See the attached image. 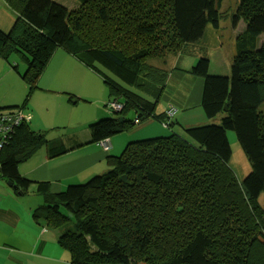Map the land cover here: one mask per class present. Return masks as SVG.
Segmentation results:
<instances>
[{
    "label": "trees",
    "instance_id": "obj_1",
    "mask_svg": "<svg viewBox=\"0 0 264 264\" xmlns=\"http://www.w3.org/2000/svg\"><path fill=\"white\" fill-rule=\"evenodd\" d=\"M3 1L17 16L8 31L0 28V58L14 70L11 57L21 58L28 93L0 112L26 110L58 48L98 74L110 102L123 105L91 124L86 142L16 127L0 149V172L18 195L34 184L19 166L42 148L52 159L150 119L173 128L156 107L169 75L182 70L181 50L200 43L208 25L218 30L230 18L221 12L224 0L209 10L206 0H75L77 12L55 0ZM241 23L228 77L210 75L204 57L185 70L203 81L201 105L211 124L129 143L108 157L106 172L63 192L34 184L43 205L33 217L58 231L71 264H264V0H238L232 26ZM228 132L251 168L242 182L230 165Z\"/></svg>",
    "mask_w": 264,
    "mask_h": 264
},
{
    "label": "crops",
    "instance_id": "obj_2",
    "mask_svg": "<svg viewBox=\"0 0 264 264\" xmlns=\"http://www.w3.org/2000/svg\"><path fill=\"white\" fill-rule=\"evenodd\" d=\"M58 3L68 8L64 2ZM16 16V13L0 0V28L8 31ZM242 28L243 23L236 29L233 28L236 32L235 38ZM10 62L16 65L17 70L0 58V80H5L0 87V109L19 106L24 101L19 103V100L28 93V85L21 83L26 65L16 56H12ZM181 69L169 75L161 98L166 101L167 107L161 113L169 111L172 107L178 113L180 109L201 107L203 81L187 74L185 70L189 68ZM170 86L175 91L167 97L166 90ZM37 87V93H34L26 108V112L31 116L29 125L34 131L48 133L49 130H45L47 127L56 126L57 130L50 132L61 134L60 126L65 125L67 121L69 125L77 122L79 127H90L99 119L109 117L107 110L111 100L109 94L107 97L108 89L106 90L107 86H104L102 78L62 48H58L51 57L37 81ZM66 92L71 93L72 97L63 95ZM55 95L57 97H51ZM206 120V116L200 113L199 121L194 124L183 114L182 118H176L174 121L182 127H190L210 123ZM150 123L148 122V125ZM148 128L147 135L158 136L157 124H150ZM72 135L86 142L90 129L87 134H71L67 137ZM125 138L127 137L119 136L109 139L110 151L105 150L101 143H88L52 159L48 158L45 148H42L32 159L19 166V173L34 184L49 183L52 193H60L69 185L84 183L93 176L106 172L110 168L107 164L108 157L117 155L116 153L123 149ZM8 183L0 172V264H71L70 254L57 243L58 231L54 230L53 234L48 230L51 228L43 227L45 224L39 223V220H32L34 210L43 205L42 197L35 192V185H32L26 195H18ZM30 193L35 194L32 195L34 199L26 201ZM25 216H28L26 221Z\"/></svg>",
    "mask_w": 264,
    "mask_h": 264
},
{
    "label": "rangeland",
    "instance_id": "obj_3",
    "mask_svg": "<svg viewBox=\"0 0 264 264\" xmlns=\"http://www.w3.org/2000/svg\"><path fill=\"white\" fill-rule=\"evenodd\" d=\"M57 1L58 2H64L66 4V6H68L69 10H71V11L77 12L80 10V6L77 5L78 3L75 0H57ZM237 3H238V0H225L221 11L225 14L227 12L230 13L229 20L227 21V20H224V18H223V20L221 21L219 31L212 28L211 25H208L205 38L200 43L188 45L186 48L181 50V53H180V56H181L180 57V66L181 67L190 69L198 63L200 58L204 57V58H207L209 60V74L210 75H214V76L217 75V76H223V77H228L230 75L231 62L236 55V50H235V33L236 32L232 28L233 27L232 26V20H233L234 15L237 12ZM215 4H216V0H206V10L213 9L215 7ZM16 57H18L20 62L22 61L19 56H16ZM3 83H5V80L1 79L0 80V87L2 86ZM21 83L23 85L26 84V83H24L23 80ZM104 86L106 87L105 84H104ZM106 90H107V88H106ZM166 91H168L167 97H169L170 94L174 93L175 89L174 88L172 89V86H170L168 88V90H166ZM57 92H59V91H57ZM61 92H65V91H61ZM34 93H37V91H34ZM34 93L30 96V100L32 97H34V95H35ZM106 94L108 97V92ZM26 95H27V93L24 96L21 95V97L22 96L23 97L19 100V103H21L24 100ZM41 95H44V94H41ZM63 95H66V97H72L71 93H68V92H66V94H63ZM40 97H44V96H40ZM51 97H57V95L51 96ZM151 97L155 98V96H153V95ZM30 100H29L28 104L30 103ZM165 104H166V101L161 99L160 103L157 104L156 113L159 114V113L163 112L167 107ZM87 105H90V104H87ZM79 107H83V106H79ZM107 113L109 115V117H107V118H112L113 116H115V113H113V111H111V109L107 110ZM200 113L206 116L202 105H201V107L197 106V108L188 109V110L180 109L179 113L177 112V110L175 111L174 116L171 117L170 120L174 121V120H176V118L177 119L182 118V114H183L191 120L190 121L191 123L194 124L195 122L199 121ZM176 114H177V116H175ZM126 116L129 120H132V121H134L136 119L135 111L133 109L128 110L126 113ZM102 119H104V118H102ZM206 119H207V117H206ZM99 120H101V119H99ZM207 121H208V119L206 120V122ZM148 122H151L150 124L155 123L158 125V129H159L158 130V136L147 135V131L149 130L148 127L150 125V124L148 125ZM174 122H176V121H174ZM215 122H216L215 123L216 125L220 124L219 120L215 121ZM211 123L212 122H210V124ZM78 125H79V123H77V122L73 123L72 125H69V121H67V123L65 125L60 126V128H62L61 134H55L54 132L53 133L50 132V131L57 130V129H55V128H57L56 126L47 127V129H45V130H49L47 133L48 140H58L61 138H65L71 134H87V132L89 130V126L83 125V126L79 127ZM172 133H176V134H179L181 136H184V132H183L181 124L178 125L175 123L173 128H170L168 126H165L162 122H159L156 119H150L144 123L137 124V125L133 126V129L130 130L129 132H125V133H121V134H117V135L113 136L114 138H117L119 136L127 137V138H125V140H123V145H124L123 149L120 150L118 153H116L117 155H114V156H120L129 143H132L135 141L158 138V137H166ZM113 137H112V139H113ZM228 140H229L231 150H232V158H231L230 165L232 166V169L235 172L237 180L242 182L244 180V178L250 173L251 168H250L249 162L247 161L244 153L241 150L240 145L237 142V137H236V134L234 132H228ZM108 151H110V148ZM31 193L27 196L26 201H31L32 199H34L33 198L34 196H32V195H35V194H31ZM27 218H28V216H25V221L27 220ZM32 220L34 222L36 221V219L34 217H32ZM39 223L45 224L44 219L43 218L39 219ZM34 224L37 225V223H34ZM44 226L45 225H43V227ZM48 230L54 234V230H51V229H48Z\"/></svg>",
    "mask_w": 264,
    "mask_h": 264
},
{
    "label": "built area",
    "instance_id": "obj_4",
    "mask_svg": "<svg viewBox=\"0 0 264 264\" xmlns=\"http://www.w3.org/2000/svg\"><path fill=\"white\" fill-rule=\"evenodd\" d=\"M108 108L114 112H119L123 109V105L117 102L108 103ZM176 109L170 108L167 112L170 117L174 116ZM31 116L26 110H18L15 112H0V149L3 148V145L8 136L14 131V129L23 124H30ZM167 126L166 124H164ZM101 145L105 150H109L110 148V140L107 139L101 142Z\"/></svg>",
    "mask_w": 264,
    "mask_h": 264
},
{
    "label": "water",
    "instance_id": "obj_5",
    "mask_svg": "<svg viewBox=\"0 0 264 264\" xmlns=\"http://www.w3.org/2000/svg\"><path fill=\"white\" fill-rule=\"evenodd\" d=\"M8 184H9L10 186H13L12 183H10V182H9Z\"/></svg>",
    "mask_w": 264,
    "mask_h": 264
},
{
    "label": "clouds",
    "instance_id": "obj_6",
    "mask_svg": "<svg viewBox=\"0 0 264 264\" xmlns=\"http://www.w3.org/2000/svg\"><path fill=\"white\" fill-rule=\"evenodd\" d=\"M168 112V111H167Z\"/></svg>",
    "mask_w": 264,
    "mask_h": 264
}]
</instances>
